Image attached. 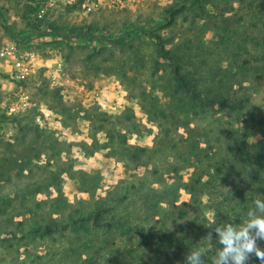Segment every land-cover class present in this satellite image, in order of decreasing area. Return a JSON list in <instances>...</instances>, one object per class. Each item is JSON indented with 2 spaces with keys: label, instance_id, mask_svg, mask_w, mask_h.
Instances as JSON below:
<instances>
[{
  "label": "rangeland",
  "instance_id": "rangeland-1",
  "mask_svg": "<svg viewBox=\"0 0 264 264\" xmlns=\"http://www.w3.org/2000/svg\"><path fill=\"white\" fill-rule=\"evenodd\" d=\"M36 6L27 33L0 17V47L41 64L0 75V264H141V229L198 226L207 249L210 226L246 222L233 147L264 141V17L250 0L59 5L41 19ZM175 69L229 102L175 93Z\"/></svg>",
  "mask_w": 264,
  "mask_h": 264
},
{
  "label": "trees",
  "instance_id": "trees-1",
  "mask_svg": "<svg viewBox=\"0 0 264 264\" xmlns=\"http://www.w3.org/2000/svg\"><path fill=\"white\" fill-rule=\"evenodd\" d=\"M250 2L255 11L264 17V0H250ZM173 78L174 92L186 98L190 97L198 107L206 105L207 108L217 110V108H224L229 102V97L210 90L209 94L203 95L201 88L178 69L174 70ZM261 124L264 125V122ZM233 159L243 171V174L236 175L239 177L236 183L240 191L238 197L235 198L240 200L241 208L253 209L256 199L264 200V141L248 142L245 138H240L233 147ZM242 194L245 196L241 200L239 197ZM197 228L198 226H195L191 231L180 228L178 231L184 232L182 237H178L176 233L173 234L169 229L162 227L157 231L148 228L141 229L137 235L142 242V249L147 252V259L144 260L142 257L143 263L141 264H186V255L192 249L204 246L203 239L199 240L196 236ZM262 242L264 244V241ZM221 247L217 240H213L209 248L204 247L206 249L205 264H214L217 252ZM248 264H260V261L252 256Z\"/></svg>",
  "mask_w": 264,
  "mask_h": 264
},
{
  "label": "built area",
  "instance_id": "built-area-1",
  "mask_svg": "<svg viewBox=\"0 0 264 264\" xmlns=\"http://www.w3.org/2000/svg\"><path fill=\"white\" fill-rule=\"evenodd\" d=\"M165 0H43L35 9V17L44 18L59 5H76L85 14L111 10H133L150 2ZM16 41L5 42L0 47V75L9 81H24L41 66L36 53L18 49ZM40 64V65H39ZM64 73L63 61L56 58L49 69V77L55 84H61Z\"/></svg>",
  "mask_w": 264,
  "mask_h": 264
},
{
  "label": "clouds",
  "instance_id": "clouds-1",
  "mask_svg": "<svg viewBox=\"0 0 264 264\" xmlns=\"http://www.w3.org/2000/svg\"><path fill=\"white\" fill-rule=\"evenodd\" d=\"M255 207L248 211L247 220L234 226L226 223L223 227L211 228L204 237L209 243L213 241V233L222 246L217 252L214 264H248L255 256L260 264H264V248L258 241H264V200L256 199ZM204 247L192 249L186 255V264H205Z\"/></svg>",
  "mask_w": 264,
  "mask_h": 264
},
{
  "label": "crops",
  "instance_id": "crops-1",
  "mask_svg": "<svg viewBox=\"0 0 264 264\" xmlns=\"http://www.w3.org/2000/svg\"><path fill=\"white\" fill-rule=\"evenodd\" d=\"M40 1L43 0H0V17L9 28H14L18 32L25 29L26 32L30 9L32 10Z\"/></svg>",
  "mask_w": 264,
  "mask_h": 264
}]
</instances>
